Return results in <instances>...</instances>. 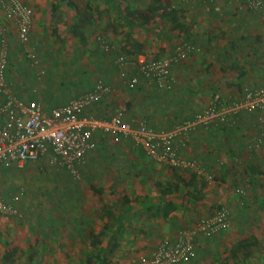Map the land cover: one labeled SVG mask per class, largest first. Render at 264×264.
<instances>
[{
	"label": "crops",
	"instance_id": "crops-1",
	"mask_svg": "<svg viewBox=\"0 0 264 264\" xmlns=\"http://www.w3.org/2000/svg\"><path fill=\"white\" fill-rule=\"evenodd\" d=\"M136 1L138 0H131V6H134L133 2ZM63 2L65 1L63 0ZM187 3L189 8L178 14L180 15L185 12L186 15L190 16V21L194 28L198 26V28L204 29L200 21L205 25L204 22L208 21V19L213 20L214 18L220 17L217 22L213 20L216 24L218 23L220 25V59H223L225 62L223 67H226L231 71L232 82L235 81V88L227 92L223 91L220 94V99L225 102L233 101L241 97L243 88L263 86L264 23L260 20L259 14L256 11L246 9L243 5V0H215L213 2L206 0H191L187 1ZM116 17L117 19L114 16L110 20L111 22L117 23L113 25L109 24V27L105 26V31L98 32L99 34H103V36L109 40L112 47L116 44L114 40L119 42L123 39L124 41L123 37L126 36H124V33H126L125 31H128L129 27H137L143 32L145 29L148 30L153 27L152 25L150 26L145 23L134 26L127 25L124 16H122V12H118V10ZM198 17H200V21H198L197 24L195 19H199ZM1 21L6 24L7 30L8 23L3 20V15H1ZM211 24L209 23L206 26L211 27ZM168 26L170 25H166L167 29ZM180 26H182V24H180ZM166 31L167 30H161L162 34ZM195 32V30L190 34L186 32L185 35L189 37L191 42L195 41L197 43V39L200 38H198V34ZM98 33H95L94 39L93 36H91L93 42L91 44L88 43L86 46L88 54H90V52L94 54L92 51L95 49L96 52L99 51L98 44L95 40ZM33 37L34 32L32 28L30 31V40ZM12 38L15 39V43H17L19 49V51H17L21 53L17 33L13 26L12 29H8L7 32L8 69L6 70V77L11 91L15 96L24 100H35L39 102L44 111H48L52 107L63 105L68 100L91 91L97 81H103L102 83L106 84L108 82V77L105 73L112 70L113 65H111V63L114 64L115 59L119 55H101L99 53L100 64H97V67L99 68L97 69L98 73H92L90 70V72L85 73L82 78H80L82 72H80L79 68L75 70L74 66L69 67L71 71L78 72L77 74L74 73V77L72 75L73 78L70 82V85L74 87V90L72 93H69L65 100L55 102L58 100L57 97L61 96L63 93L56 95V92L59 90L47 86L49 83L47 77L46 86L41 85L42 81H39L41 80L40 77H45L47 74L41 56H48L50 59L57 61L59 57L58 50H51L48 48L45 53L44 50H41L42 48L38 47V45L31 46L30 44L31 49L37 56L40 68L44 69V76H40L37 75V69H35L34 66H31L30 61L24 56L23 58L20 53L18 55L14 54V45L10 42ZM161 38H164V36H161ZM205 40H207V38L202 40V42ZM40 43H42V41H40ZM125 43L122 42L120 46H116L117 52H123L122 48H124L123 45ZM139 43H141L144 53L137 52V54L132 57L136 65L147 59L149 54L148 51L151 50L150 48H153L148 42L139 41ZM175 45L173 47L172 45H168L166 47L169 50H167L168 53L154 57L165 56L172 53ZM201 45L202 47H205L204 43ZM113 49L115 50V48ZM229 49H231L232 52L230 51L229 53ZM84 50H81L80 53H84ZM18 59L24 60L25 62L23 63L29 65L28 67H32L33 70L30 68L32 74L29 75V71L26 70V65L23 64L16 66L18 72L16 71L15 73H18V75L16 79L14 78V73H10V67H15ZM13 60L15 61V65H12ZM76 60H79V57H77ZM136 65H132L130 70L134 71ZM211 65L214 66L213 63H208V67ZM182 66H184L183 61L172 66L171 76L174 81L172 80V84H170L169 89L166 90H161L154 86H150L154 87V89L147 88L141 90L140 88V92H136L138 87L134 90H129L123 84V81H121L118 71L114 78L108 82L112 86L111 92L102 95V97L91 105L86 112L97 119L105 120L109 119L110 116L116 112L119 105L125 103L126 110L123 112L122 116L125 121H142L147 124L152 131L171 129L177 123L182 122L187 113L190 112V116L188 117L190 118L191 115L197 111L194 109L189 110L186 107L191 106L190 104L192 103L194 95L193 84L196 83L194 80L198 77L195 76L194 78H191L187 72H184V74H186L182 76L180 74ZM63 68H66V65H64ZM99 70H101L102 73H100ZM19 72H21L22 75H20ZM178 73L179 75H177ZM204 73H201L200 76L203 82L204 79L207 78ZM176 75L177 79H175ZM31 77L33 80L36 78L38 84H30L29 79H31ZM145 84L146 82L143 80L139 86L142 87ZM198 85L199 83L194 86L197 87ZM220 89L223 90L221 86ZM188 92L189 96H187ZM188 118L184 120H187ZM202 127L203 126L199 125L193 130L185 131L181 136L178 135L177 137H174L173 143L180 145V156L196 162L200 167L204 168L206 172L211 173L212 176H225L226 178H230L231 181L232 177L235 176V174L237 175V173H235V165L238 163L240 154L243 151L246 153V151L251 152L259 151L261 148L264 149V139H262L259 144L250 140L252 134L256 133L258 130L254 125L253 117H251V115L241 117L240 122H237L236 125H232L230 122V124H223L222 127L211 126L207 129ZM254 162H256L255 166H258L261 160L258 157ZM41 163H43L45 167H49L51 171L57 172L60 176H64L63 172H67L65 170H57L51 167L47 164L46 159H43ZM77 168L80 172V182H82L80 185H82V189L85 187L92 191L90 187H94L95 189L100 190V195H102L104 199L109 197V193H112L111 191H115L116 193L117 191H120V193L123 192V200L125 203H121V206H111V210L113 214L116 213L115 218L118 220H115L114 225L110 227L112 230L110 234L142 235V237L137 238L142 241L141 246L144 247L146 253L140 255H148L163 238L175 237V234L180 228L182 229V219L186 214L190 216L193 214L191 211L187 213L185 212L184 214L178 206L179 201L177 197L182 196L180 195L181 188H185V195L187 194L185 199L188 200L191 205L194 204L195 200L194 196L191 198L193 193H196L197 198L200 197L201 201H203L209 194L210 196L214 195L215 198L220 200V189H216L218 187L214 185L215 180L206 182L205 179L200 177L192 168L171 167L170 165L161 163L155 159H150L142 147L135 145L130 140L120 141L119 143H112L109 140L98 141L96 148L85 154L83 160L77 165ZM67 175L70 176L68 172ZM70 178L72 177L70 176ZM75 188L76 192H78V187ZM12 189V192L9 194L6 192L4 193L1 190V194H5L4 197L6 200L17 191L16 187H13ZM186 190L188 193H186ZM100 200L101 197L97 194L96 205L87 204L84 205V207L78 206V217L73 219V224L69 229L71 232L70 235H91L96 232L92 227L95 222L94 218L97 216L96 213L98 214L96 209L97 211H99L98 209L100 208H104L106 211L108 209L106 206L107 203H101ZM235 201L238 202V198L231 197L228 200L229 205H232ZM114 208H116V211L113 210ZM18 209L19 214L17 216H20L21 212L19 205ZM106 211L103 224L107 225L109 223L108 216L111 215V212L108 213ZM211 213L212 212L208 213L206 211L205 205L201 202L200 209L197 211V218L192 224L198 218L207 217ZM231 215L232 218L238 216V221L242 218L240 213L236 214V212H233ZM14 217L16 218V216H5L3 220H11V225L16 222L13 219ZM16 224L19 223L16 222ZM61 230L62 227L60 228V226L56 229L57 233L61 232ZM67 235H69L68 229ZM220 237L221 235L219 234L213 238L210 237L212 239L203 237L196 238V256L186 264H205L203 261L205 257H216L219 259ZM137 238L132 240H137ZM198 259L200 262L204 263H198L196 261Z\"/></svg>",
	"mask_w": 264,
	"mask_h": 264
},
{
	"label": "rangeland",
	"instance_id": "rangeland-1",
	"mask_svg": "<svg viewBox=\"0 0 264 264\" xmlns=\"http://www.w3.org/2000/svg\"><path fill=\"white\" fill-rule=\"evenodd\" d=\"M22 1L26 2L32 11L34 37L30 40L31 46L38 45L45 53L48 48L58 50L59 57L57 61L50 59L48 56H41L47 74L45 77H40L41 80L39 79V82L42 81L41 85L46 86L47 77L49 82L47 86L58 89L59 91L56 92V95L63 93L57 97L58 100L55 102L65 100L69 93H72L74 90L70 82L75 76L74 73L76 71H71L69 67L74 66L75 70L79 68L80 72H82L80 78L85 73L90 72V70L92 73H98L96 59L91 52L88 54L86 46L88 43L91 44L93 42L96 32H103L107 26L109 27V24L113 25L117 23L110 20L114 16L117 19V10L111 4L115 0H108L110 1L108 4L104 0H64L65 2L60 0ZM120 1L123 4L126 3L124 5L130 8L129 11L134 12L144 10L150 3V0H138L133 2L134 6H131V0ZM51 4H55V10L51 7ZM161 5L160 11L162 9L167 12L170 10L175 11V21H177L179 27L167 29L166 25L172 26V22L165 19V22H163L165 25H163L162 19L157 16L146 23L153 27L148 30L145 29L144 32L137 27H129L128 31L124 33V36L126 35L123 37L124 41L123 39L119 42L114 40L117 45L115 44L113 48L116 49V46H120L122 42H126L123 45L124 49L133 46V52L140 53L143 52V49L139 41L148 42L153 47L150 48L151 50H147L149 52L148 57L152 58L168 53L169 50L166 48L168 45H172L173 47L184 37L186 32L190 34L195 30L198 38H200L197 39L199 43L192 42L193 48L180 61L184 62L180 74L183 76L186 74L184 72H187L191 78L198 77L194 81H196L195 84L199 83V85L196 87L193 84L194 95L190 104L191 106L186 108L189 110L202 109L219 98L223 91L227 92L235 88V81L232 82L233 79H231V71L223 67L225 62L223 59H220V25L215 23L219 21L220 17L214 18L215 22L208 19V21L204 22L205 25L200 21V17H198L199 19H195V22L198 24V21H200L204 29L198 28V26L194 28L190 21V16L186 15L185 12L180 15L178 14L189 8L187 2L181 0H161ZM1 15H3L2 12L0 14V21ZM80 19H84L86 22L80 23ZM3 20L6 21L4 17ZM6 22L8 23V29L11 30L13 25L8 21ZM209 23H212L211 27L206 26ZM74 27L79 31L83 30L85 37L83 41H85V44H83L82 40L71 34L70 29L73 28L74 30ZM161 30L169 31L171 33L170 36L166 37L162 34ZM91 36H93V39ZM161 36H164V38H161ZM206 38L207 40L202 42ZM10 42L14 45V54L18 55L20 52H18L19 49L17 43H15V39L12 38ZM202 43H204L205 47H202ZM81 50H84V53H80ZM230 51L231 49L228 50L229 53ZM20 55L23 57L21 53ZM77 57H79V60H76ZM23 62L25 61L18 59L15 65V61H12V65H15V67H10V73H14L15 79L18 75V73H15L16 71L18 72L16 66L25 64ZM208 63H213L214 66L208 67ZM25 65L26 70L29 71V75L32 74L30 72V68L32 69V67H28L29 65L27 64ZM64 65H66V68H63ZM201 73L206 74L205 77L207 78L204 79V82L200 78ZM19 74L22 75L21 72ZM177 75L175 79H177ZM37 81L36 78L35 80L32 77L29 79L30 84H38ZM150 86H153V84H145L141 90L147 88L154 89V87ZM220 86L223 90L220 89ZM141 90L137 89L136 92H140ZM187 96H189V92ZM189 114L190 112L187 113V115ZM258 157L262 163L260 162L258 166H255L256 162L254 160ZM235 166V173L240 175L235 185L232 184L230 178H226L225 176L217 175L215 176L217 180L215 178L211 180H215L214 185L218 187L216 189H220V200L215 198L214 195L210 196L209 194L201 201L200 197L197 198V194L193 193L191 198L194 196L195 200L194 204L191 205L185 199L187 195L184 192L185 188H181L180 195L182 196L177 197L179 201L178 206L182 212L184 214L190 211L193 213L191 216L186 214L182 219L181 227L186 228L197 218V211L200 209L201 202L205 205L208 213L212 212L216 206L225 205L230 212L233 210V212L238 214L239 202L235 201L232 205H229L228 200L231 197H237L235 194L237 187L239 189L243 188L245 191L244 198H246L247 209L243 213V218H240L238 222H232L231 220L230 228L220 237L219 259L216 257H205L203 259L205 264H264V209L259 208L260 204L264 202V177L259 178L256 184L252 183V185L249 183L247 177L249 172L248 167L251 166L258 168L259 172H264V149L261 148L259 151L251 152L246 151V153L243 151ZM63 173L64 176H60L57 172L51 171L49 167H45L41 162L33 164L25 163L20 168L0 166V192L2 190L4 193L9 194L12 192V188L16 187L17 191L15 193L18 194V205L21 212L20 216L13 218L19 224L14 222L11 225V220H3L5 216L0 214V264H86V257L88 255L91 256L90 261L95 262L94 254L96 253L101 254L102 257L107 253L105 258L111 264H138L140 254L146 253L144 247L141 246L142 241L137 238L142 237V235L110 234L112 231L110 227L117 220L115 218L116 213L113 214L111 206H121V203H125L123 192L117 191L116 193L115 191H111L112 193H109V197L104 199L102 195L96 192L90 191L85 187L82 189V185H80L82 182L80 180L75 181L67 175V172ZM75 187H78V192H76ZM97 194L101 197V203H107L108 209L105 211L111 212V218L107 215L109 220V223L107 222L109 224H107L108 227H104L105 211L100 208L98 209L99 211L96 209L98 214L96 213L97 216H95V222L92 226L96 232L92 233L93 235H88V237L86 235H70L69 229L73 224V219L78 217V206L84 207L87 204L96 205ZM113 210L116 211V208ZM59 226L60 228L62 227V230L57 233L56 229ZM67 229L69 235H67ZM94 236H97L100 240V244L96 247L90 245V240ZM136 238L137 240H132ZM243 240L246 241L244 242ZM115 243L118 246H114ZM242 244L245 245L242 246ZM109 248H112V250L109 251ZM246 253L247 255H245ZM4 256H6V259L3 258ZM195 256L196 254L193 258ZM196 261L200 262L199 259Z\"/></svg>",
	"mask_w": 264,
	"mask_h": 264
},
{
	"label": "built area",
	"instance_id": "built-area-1",
	"mask_svg": "<svg viewBox=\"0 0 264 264\" xmlns=\"http://www.w3.org/2000/svg\"><path fill=\"white\" fill-rule=\"evenodd\" d=\"M191 1V0H181ZM213 2L215 0H206ZM248 10L256 11L264 23V0H243ZM0 9L6 21L16 30L22 55L43 75L36 54L30 46L32 11L22 0H0ZM6 24L0 21V166L22 167L26 162H37L45 158L47 164L57 170L67 171L73 180H80L77 165L85 154L96 148L98 136L112 143L130 139L142 147L150 159H155L171 167L192 168L200 177L211 181L213 176L196 162L180 156V145L173 143L174 137L183 135L199 125L207 127L216 123H229L242 114L253 116L256 133L251 141L259 144L264 139V85L243 88L239 99L233 101H213L197 110L190 118L174 125L171 129L152 131L142 121H125L122 116L125 103L109 119H97L87 113V109L102 95L111 92L110 84L97 81L91 91L68 100L65 104L44 111L35 100H24L15 96L6 80L8 39ZM99 47L109 52L113 49L103 35L96 36ZM193 48L192 43L179 40L172 53L160 57L147 58L135 64L132 56L120 52L115 59L119 76L129 90H134L141 81L158 87H167L172 81L171 68L182 60ZM136 65L134 75L125 76L129 67ZM183 145V144H181ZM239 193L242 189L237 190ZM0 214L17 216L18 194L7 200L0 193ZM231 226L230 211L225 205L214 208L207 217L198 218L192 225L180 229L173 238H163L148 254L139 256L140 264H182L195 255V239L210 238L226 232Z\"/></svg>",
	"mask_w": 264,
	"mask_h": 264
},
{
	"label": "trees",
	"instance_id": "trees-1",
	"mask_svg": "<svg viewBox=\"0 0 264 264\" xmlns=\"http://www.w3.org/2000/svg\"><path fill=\"white\" fill-rule=\"evenodd\" d=\"M58 1V0H57ZM60 1H63V0H60ZM107 4L110 2V1H108V0H104ZM70 3V2H69ZM71 4V3H70ZM111 4L115 7V9L116 10H118V12H122V16H124V18H125V22H126V24L127 25H130V26H134V25H137V24H139V25H141V24H146L149 20H151V19H154L155 17H157V16H159V18H161L162 19V23L163 22H165V19H167V20H170L171 22H172V26H168V29L169 28H176L177 26H178V23H177V21H175V19H176V17H175V11L174 10H170V11H165L164 9H162V11H160V9L162 8V5H161V0H150V3H149V5H147L145 8H144V10H141V11H138V12H134V11H129V9L130 8H127L126 6H124V4L120 1V0H115L114 2H111ZM52 8L55 10L56 9V6H55V4H52ZM79 22L80 23H83V22H86L84 19H80L79 20ZM163 24H165V23H163ZM81 27H83V26H81ZM179 27V26H178ZM75 29L73 30V28H71L70 29V31H71V34L74 36V37H77L78 39H80V40H82L83 41V38H84V36H83V30L82 31H79V30H77V28L76 27H74ZM166 37H169L170 36V32L169 31H166V32H164L163 33ZM98 35L99 36H101V35H103V34H99L98 33ZM105 38V37H104ZM106 39V38H105ZM96 40V39H95ZM180 40H182V41H186V42H190V43H192L190 40H189V37L188 36H186V35H184V37L183 38H181ZM97 42V44H98V48H99V51H98V49H97V51L98 52H96V49L94 50V51H92L94 54H93V56L95 57V59L97 60V63H96V68L97 69H99L98 67H97V64L99 63V56H100V54L101 55H112V54H119V52H117V49H111L109 52H107V51H103V50H101L100 49V47H99V42L98 41H96ZM83 44H85V41H83ZM130 45V44H129ZM123 49V52L124 53H126V54H128L130 57L132 56H134V54H137V52L135 53V52H133V46L132 47H129V48H122ZM101 50V51H100ZM100 53V54H99ZM7 64H8V62H7ZM100 64V63H99ZM115 64V63H114ZM114 64H112L111 63V65H113V67H112V70L110 71V72H108V73H105V75L108 77L107 79H108V82L111 80V79H113L114 78V76H115V74H117V72H118V67L116 66V64H115V66H114ZM7 67V66H6ZM131 68L129 67V69H128V73L125 75V76H128V77H130V76H132V75H134L135 74V72H136V70L137 69H135L134 71H132V70H130ZM100 71V73H102V71L101 70H99ZM6 80H7V78H6ZM122 81V80H121ZM103 82V81H102ZM106 83V84H109V83ZM145 82H146V84H148V81L147 80H145ZM172 81H170L169 83H168V86L167 87H158L157 85H154V87H157V88H159V89H161V90H166V89H169V86H170V84H172L171 83ZM7 83L9 84V82H8V80H7ZM9 86V85H8ZM138 87V89H140V88H142L141 86H137ZM216 102H223L222 101V99H220V97L219 98H217L216 99ZM248 114H242L241 115V117H244V116H247ZM190 116V114L189 115H186V117H184L183 118V121H184V119H186V118H188ZM241 117H237L236 119H234V120H232V121H230L231 123H232V125H236L237 124V122H240V120H241ZM251 117H253L252 115H251ZM230 122H229V124H230ZM223 124H227V123H216L215 125H209V126H207V127H202V128H204V129H207V128H209V127H211V126H215V127H219V126H223ZM236 127V126H235ZM234 127V128H235ZM162 129V128H161ZM98 138H99V141H101V140H105L104 138H102V137H100V136H98ZM128 140H130V139H123L122 141H128ZM131 141V140H130ZM133 142V141H132ZM134 143V142H133ZM135 144V143H134ZM43 159H45V158H42V159H40V160H38L37 162H26V163H40V162H42L43 161ZM13 168H17V167H13ZM248 169H249V172H248V175H247V177H248V180H249V183L252 185V183H255L256 184V181L259 179V178H263L264 177V172H259V170H257L258 168H256V167H254V166H251V167H248ZM239 174H235V176H233L232 177V184L233 185H235L237 182H238V179L240 178V176H238ZM213 178H215L216 179V177H215V175H214V177ZM261 186H263V185H261ZM257 187H258V185H257ZM91 188V190L93 191V192H96V193H98L99 195H100V190H97V189H95L94 187H90ZM239 189V187H237L236 188V191H235V194L237 195V198H238V202H239V208H238V213H240L241 215H242V218H243V213H244V211H246V209H247V202L245 201V199L246 198H244V196H245V191H244V189L243 188H241L242 189V192H238L237 190ZM1 193V192H0ZM239 193V194H238ZM2 196H3V198L6 200V198L4 197L5 196V194H1ZM244 199V200H243ZM262 202V201H261ZM248 204H249V202H248ZM260 209L262 208V209H264V202H262L261 204H260V207H259ZM104 209V208H103ZM105 211V210H104ZM109 213V212H108ZM233 213V210L230 212V222H231V220H232V222H238V216H235V218H232V214ZM109 215V214H108ZM109 217L111 218L112 217V215H109ZM245 218V217H244ZM118 220V219H117ZM117 222V221H116ZM116 226H118V225H116ZM104 227H108V225H106V224H104ZM224 233V232H223ZM223 233H220V235H222ZM91 235H93V234H91ZM83 236V235H82ZM85 236V235H84ZM86 237H88V235H86ZM244 242L246 241V240H243ZM100 244V240L98 239V237L97 236H94V237H92L91 238V240H90V245L91 246H94V247H96V246H98ZM245 244H242V246H244ZM114 246H118L117 245V243H115L114 244ZM110 250H112V248H109V251ZM107 254V253H106ZM106 254H104V256L102 257L101 256V254H98V253H96V254H94V257H95V262H91L90 261V258H91V256H87L86 257V264H111L109 261H107L106 260V258H105V255ZM103 255V254H102ZM245 255H247V253L245 254ZM4 259H6V256H4L3 257Z\"/></svg>",
	"mask_w": 264,
	"mask_h": 264
},
{
	"label": "clouds",
	"instance_id": "clouds-1",
	"mask_svg": "<svg viewBox=\"0 0 264 264\" xmlns=\"http://www.w3.org/2000/svg\"><path fill=\"white\" fill-rule=\"evenodd\" d=\"M6 70H7V67H6ZM219 235V234H218ZM214 237V236H213Z\"/></svg>",
	"mask_w": 264,
	"mask_h": 264
}]
</instances>
